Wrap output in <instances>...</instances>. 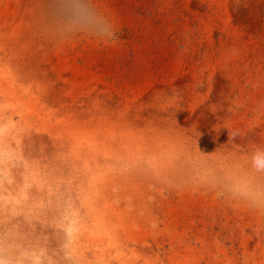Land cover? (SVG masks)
Here are the masks:
<instances>
[{"label": "rangeland", "instance_id": "obj_1", "mask_svg": "<svg viewBox=\"0 0 264 264\" xmlns=\"http://www.w3.org/2000/svg\"><path fill=\"white\" fill-rule=\"evenodd\" d=\"M264 0H0V264H264Z\"/></svg>", "mask_w": 264, "mask_h": 264}, {"label": "clouds", "instance_id": "obj_2", "mask_svg": "<svg viewBox=\"0 0 264 264\" xmlns=\"http://www.w3.org/2000/svg\"><path fill=\"white\" fill-rule=\"evenodd\" d=\"M254 161L258 167L264 166V153L257 152L254 156Z\"/></svg>", "mask_w": 264, "mask_h": 264}]
</instances>
